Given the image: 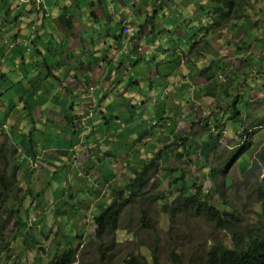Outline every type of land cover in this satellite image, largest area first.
I'll list each match as a JSON object with an SVG mask.
<instances>
[{"label": "rangeland", "instance_id": "rangeland-1", "mask_svg": "<svg viewBox=\"0 0 264 264\" xmlns=\"http://www.w3.org/2000/svg\"><path fill=\"white\" fill-rule=\"evenodd\" d=\"M45 1L49 6L55 2V0ZM240 1L241 0L235 1L231 10L228 5L220 3L223 13H226V20L224 22L222 19L219 20V17H222L223 15L222 12H216L214 8H209L210 4L217 6V0H163L161 4L162 7H158V12L160 8L162 10L166 7L174 13L177 12L181 15V17H175L171 21L166 22L165 25H181L186 31L190 29L189 26L194 28V30H190L191 32L188 33L189 35L187 38L189 39L194 36L198 39L196 41V46L193 47L191 52V59L196 61L197 66L199 62V68L208 65L210 62L213 64V71L215 70L216 72L217 70L218 72L222 64H225V70L219 71L218 76L220 82H218L217 79L209 80L212 71L209 74V78H205L202 71L198 72L193 68L194 71L189 72L191 75L190 79L189 75L186 77L187 80L189 79L191 81V87L195 88V91H199L200 89V91L209 92L210 96L214 98H208L209 104L207 106L196 105L194 107V112L191 113L190 110L192 108L188 107V104H186V97L191 96L192 89L187 93V83L185 82L181 97V101L185 102L179 107L177 120L169 124L175 132L179 127L180 121L183 122V124H181L183 130L195 119L196 121L201 120L202 124L209 127L207 130L211 131L213 136L211 138L207 137V141L209 142L207 149L209 150L211 142L214 143L211 152L208 157L207 153L204 152L197 155V158L204 162L203 168H208V170L203 172L201 170L202 167L198 169L201 161H197L195 153L193 156L194 159L182 160V158L177 157V154L179 153L178 150L175 149L173 152L170 151L169 155L166 152L167 150H164L161 152V156L163 157L160 156L161 158L159 157L157 159V171L149 182L148 195H150V193L154 194L157 191H164L172 194L171 198L176 196L178 187L181 186L182 182L180 179L176 180L173 175H180V170L170 173L169 168L175 167L176 165L181 167L183 165L187 176H189L186 183L195 180V184L202 185L203 191L212 192V194L215 195L214 201L221 210H233V208L239 210L241 219L239 220L240 223H238V226L240 230H243L247 223L252 225L253 223H256L257 217H262V215H264V200L260 199V194H262V192L264 193V117L260 118L264 114V74L257 72L258 65L256 64V61L261 59V52L264 49V13L261 12L264 8V0H248L247 6L249 7H246L247 10L245 11V14L248 15L250 20H257L258 26H252L247 30L248 36L244 37L242 40L243 42L238 39L243 36V32L239 29L242 20L237 21L236 24L231 27L230 21H235L236 17L234 18L232 13H229L233 12L235 16L241 14ZM17 2L16 0H12V3H10V9H12V11H14L13 13L18 17H21V21L19 20V22L26 28V25L28 26V21L31 20L32 15L35 14L32 10V5L36 9V2L31 3L30 0H17ZM154 2L155 4H158L160 1L156 0ZM79 3L81 4V1H79ZM236 3L237 5L235 6ZM201 4H204L205 6V13L204 11H201ZM39 7L41 8L39 11L37 10V12L44 13V10L42 9L43 5L41 3ZM51 13H55L54 8L51 9ZM163 13L162 17L164 18ZM152 14H155L154 9L151 10L150 15ZM155 16L158 15L155 14ZM49 17H51L50 14ZM166 17L170 20L168 15H166ZM141 18L145 19L143 16ZM40 19L41 17H39L38 21ZM215 20H219L218 26L216 27H220L222 24H224V27H222L223 30H221L222 34H220V37L213 40L211 33L207 32L205 34V32L207 31V27L210 28V24ZM38 21H36V23H38ZM173 22L175 24H173ZM199 23L203 25V29H201L202 26L199 27ZM4 24L8 25L9 23L5 22ZM97 24L99 32L103 35L104 24L102 20H99ZM248 24H250L249 21L245 22V26ZM7 27L8 26H5V28H3L5 30L0 29V31H2L3 34L8 35L9 30ZM217 35L218 34H216V36ZM224 40H229V42L226 44L224 43ZM238 40L240 41L239 43ZM206 41L212 46H201V44H204ZM239 44L241 49L236 48ZM191 46H193V44L190 46L184 44L182 47L176 48V55L179 56L181 50L184 54H187ZM219 46L221 47V51ZM69 49L76 53L74 45H71ZM201 53H204L205 55H197V57H194L196 54ZM210 57L215 60L214 63H212ZM183 61L184 59L181 61V58H178L176 63L168 68L170 71H173L174 68H176L178 71L177 76L179 78L181 77V64L184 68L188 65L187 61L185 64L182 63ZM155 63V61L151 62L152 65H155ZM35 65L37 66L38 64ZM188 69L190 70V65ZM13 70H15V68H12V65H9V68H7L4 73L9 74V72ZM19 71H21V69H19ZM40 71L44 72V70ZM40 71H38V74L42 75ZM13 76L14 75L11 74L7 75L8 80L4 81L0 79V129L3 130V132H0V142H4L6 148L10 147L12 140L16 139V142L19 141V139H17L19 137L18 135L13 138L15 132H25L24 125H20V120L16 116H13L9 122V125L14 123V128L10 127L8 123H6V118L9 112H4L3 110L9 109L18 104V98L13 94L14 90H17L15 87L24 85L25 87L29 86V88H31L32 86L36 85L37 87L41 84L37 81L33 82L34 80H29L26 76ZM205 79L206 82L203 83ZM40 80L42 81L41 77ZM64 81L70 82L67 77L64 78ZM142 81L151 85L150 81L146 78ZM195 81L197 84H195ZM27 83L28 85L26 86ZM244 84L245 86L243 87ZM236 85H239L237 86V89L235 88ZM42 87H50V85L46 83V79L42 81ZM5 89H9L8 93L4 92ZM17 91H20V89ZM168 91H170L169 98H172L174 96H180L182 90L180 91L178 89L170 88ZM53 92V88L49 89V95L46 93H44V96L38 95L37 100L41 105H47L51 101V97H54L52 94ZM61 93L68 99V95L62 89ZM148 93L149 91L141 88L136 97L142 98L143 95H148ZM80 94L82 93L77 92L72 99L79 97ZM116 94L117 93H115V98L118 102L120 99ZM235 95L239 96L237 108L240 113H243L242 123H240V119L236 125V120L233 119V122H231L229 126H223L220 129H217L220 130V135H215L218 131L216 128H213V123L223 114L221 106L223 107L228 99L231 102V98L235 97ZM99 97H103V95L99 94ZM54 98L57 99L56 96ZM149 98H147V100L150 103L156 101L155 97ZM169 98L165 95L166 103L168 102V109L172 110L175 108V102L170 101ZM193 98H196L195 94ZM58 99H60V101L57 102L61 105V100L63 99ZM31 100L32 96L26 98L25 106ZM80 102L82 103V108H86V103L83 102V100ZM95 103L99 104L97 101ZM102 103H111L112 105L110 98H102ZM67 105H69V103ZM119 107L120 106H116L112 109L113 112L110 111V113L119 114ZM150 107L152 108V106ZM35 108L36 105L32 104L29 109L32 111L31 114L40 109L39 107H37V109ZM29 110L28 113L30 112ZM73 110L76 114L78 113L75 109ZM43 113H45V111H43ZM99 115L100 113L96 110L94 119ZM104 115L108 116L109 112L104 110ZM123 117V115H120V118ZM257 123L261 126L250 128L252 124ZM3 124L7 125L6 129L3 127ZM202 124L199 126L197 132L200 131ZM142 128L148 129V131H155L156 128L157 130L163 131L162 128H158L155 125H149L146 121L142 125ZM142 128H139L137 124L132 123V126H129L125 130L126 136L123 137H119L118 130H113L112 127H106L103 125L99 129V133L108 139V135L113 133L111 148L108 146V141L101 142L103 145L99 157L101 162H98L103 164V173H109L106 177V181H104L103 175H100L97 178L92 174H90V177L78 179L76 176L78 170L75 169V166H71L69 163H66V166L59 169L56 174L50 173L48 177L40 167H37L35 171L30 169L28 174L23 170V173L31 178V183L35 185V188H33L34 193L32 195L30 194L25 197L23 201V210L18 207L17 212L14 213L15 217L20 218L17 224L12 218L13 215H8L9 210L6 208L5 201L2 199V193L0 192V201L3 200V202H0V225L3 227L5 226V230L11 231L12 234L11 238H7V240H9L8 247H15L18 239H21L23 242L26 240L30 243L31 245H27L26 247L31 248L33 245L32 239L35 238L37 243L33 250L43 257L42 261L37 262L34 252L23 250L20 254L26 259L24 264H46L48 258L52 255L50 253L53 248L51 247V244H55L59 241L61 246V244L65 242L64 239L67 237L65 243H68V247H76L77 249V258L74 264H88L90 260L91 264H99L97 260L100 254L96 249L91 254H88L89 250L95 245H89L88 242L91 240L89 237L92 233V228L88 223L87 216L90 212H102L110 202L112 203V195H114V192L112 193V191L121 190V197L124 198L127 196L128 193L124 188L125 184L131 179L135 172L133 167L137 166V168H140L139 162L135 163L136 156H141L146 150L149 151V147L146 148L142 145L137 148L131 141L135 138L139 139L138 136H133L134 133L145 134V130ZM165 128L166 130L170 129L167 124ZM247 129H249V133L244 135L243 133H245ZM157 133L158 131L155 132V135H157ZM188 134L189 146L187 149H185L186 146H184V149L186 153H193L196 149V144L200 146L201 142L198 138L192 137L191 133ZM169 136V134L165 135L164 132L161 134L163 141L168 140L170 138ZM172 140L171 137L169 143L172 142ZM217 140L219 141L218 143H216ZM191 141L195 143V149ZM24 149H29L28 141L24 146ZM118 149L120 151L123 150L125 155H122L121 160L114 161L113 157L110 159L112 154L113 156L116 155ZM110 150L113 152L105 155V153ZM54 151H56L55 148ZM99 159L97 157V160ZM115 159L117 158L115 157ZM18 160H22V158L20 157ZM188 160H190V163H192L191 160H193V163L189 165ZM15 161L16 159L11 161L9 157L0 159V175H3L4 179H7L11 173V166ZM24 167H26V165H24ZM211 167L215 170L211 169ZM20 174L22 175V170L20 171ZM112 174L114 175L110 177ZM20 179L21 176H19V180ZM25 181L28 180L25 179L23 181L25 184H22L23 187L26 186ZM212 184L214 188L208 190ZM11 193L12 191L7 195L12 196L13 194ZM59 199L62 200V203L58 205L57 202ZM146 201L148 202L147 209H149V215L153 219L154 227L153 229H150L151 231L141 233L140 238L143 239L142 241H146L148 245L156 240L165 244L167 240L170 241L171 238H175L176 241L181 244L180 251L182 259L185 262H189L188 259L192 256H198L203 247H205L204 250H206L209 248L210 244L221 243L230 245L232 243L233 239L231 231H226L217 227L212 221L202 215L190 212H176L172 218L170 216V209L169 212L163 211L160 200L153 201V199L146 198ZM134 208L135 207L132 208L131 205H127L124 208L121 218V226L123 229H118L114 233H109L107 235V238L110 239L109 243L111 246L108 251L104 252L105 258L101 260L102 264H120L121 258L131 250L133 252L143 253L149 257L148 248L141 244L140 239L136 238L133 233V231L137 230L139 227L138 208L136 210ZM63 209L66 212L63 213ZM26 212H28L29 215L26 214ZM30 217H34L35 219L33 220L39 221L31 222V219H27ZM22 219L26 220L21 223ZM84 222L88 223L87 228L86 225L83 224ZM125 226L127 227L126 229ZM57 227H59V229H57ZM84 228H86V230L83 231L82 239L78 238L76 241L73 240L71 235H75L78 231L82 233ZM37 238H39L40 241H38ZM80 240L81 245H78L77 242ZM64 245L66 246V244ZM165 245H167V243ZM165 249L166 250L164 251L161 250V254L159 255L162 264H168L170 262V248ZM1 255L4 254L0 253V257ZM199 259H195V261H197L196 264H199Z\"/></svg>", "mask_w": 264, "mask_h": 264}, {"label": "crops", "instance_id": "crops-1", "mask_svg": "<svg viewBox=\"0 0 264 264\" xmlns=\"http://www.w3.org/2000/svg\"><path fill=\"white\" fill-rule=\"evenodd\" d=\"M78 1H81L78 8L70 7L66 11V15H70L71 19H61V21L56 18L63 12L62 5L68 4L70 0H55L54 4L50 6L45 1L52 17H49L46 12V18L41 17V13L33 7L35 14L32 15L31 20L38 21L39 17L41 19L36 25L33 39L27 45L25 40L31 30L30 27L25 28L19 21L9 26L13 29L9 40L16 43L14 47L3 43L2 36H0V74L4 73L9 65H12L15 70L10 71L9 74L14 75L13 77L26 76L29 80H34L33 82L41 83L36 87L41 90L35 96L38 105H41L37 100L38 95L44 96V93L49 95V89H54L52 94L57 99L51 97L49 104H42L44 108L43 110L39 109L41 113L45 111V113L52 112L57 115L59 114L57 106L63 107L68 103H70L71 109L76 111L84 110L86 112L91 107L100 110V115L97 118L94 119L95 114H93L91 119L87 118L84 121L89 126L95 125L89 132L91 142L98 137L95 132L100 127L97 124L101 122L104 110L109 112L106 117L111 118L108 121V126L117 129L119 137L126 136L125 130L131 126V121L142 128L145 121L150 125V122H154L158 118L157 125L167 124L170 126L169 124L176 119L174 114L179 112L180 104L185 102L181 101L185 82L187 83V93L192 89L191 96L186 97V99H191L188 104L194 105V107L209 104V92L200 91V89L195 91V88L191 87L189 72L194 71L192 64H190L192 67L190 70L188 69L189 64L186 68L181 64L180 78L177 76L176 68L173 71L168 69L177 61L175 59L176 52L173 53L169 48L175 45L182 47L186 44L189 41L188 33L192 30L190 26V29L188 28L189 30L186 31L181 25H165L173 18L181 17L179 13H174L166 7L162 10L160 8L158 12L159 5L157 4L156 14L158 16H155V19L149 24L143 25L136 37L133 38L131 33L143 21L142 16L146 18L150 15L156 0ZM52 8L55 9L53 14L51 13ZM166 15L170 17V20ZM99 20H102L104 24L103 35L99 32L97 24ZM128 21L133 22L127 24ZM123 23L132 28L130 35L122 33ZM173 24L175 23L173 22ZM71 45L75 46L76 53L69 49ZM152 61L156 62L155 65L151 64ZM182 63L184 64V62ZM40 70H44V72ZM38 71L45 75L42 81L46 79V83L50 85L49 88L42 87V81L37 76ZM216 72L214 70L211 74H216ZM9 74L5 73L4 75ZM187 75H189L188 80L186 79ZM65 77L70 82L64 81ZM145 78L150 81L151 85L142 81ZM196 81L195 84H197ZM90 86H93V91L89 90ZM24 87V85H19L15 89L23 90ZM141 88L149 93L143 95L142 98H137L136 95ZM170 88L182 90L180 96L172 98H169L170 91L165 94L170 101L175 102V108L172 110L168 109V102L166 103L165 97L161 96L164 90ZM61 89L68 95L69 101L62 95ZM77 92L82 94L72 99ZM115 93L120 99L118 102ZM99 94H102L103 97H99ZM194 94L196 95L195 99L193 98ZM149 97H155L156 101L148 102L147 98ZM58 98L63 99L61 105L57 102L60 101ZM102 98H110L112 105L111 103L103 104ZM81 100L86 103V108H82ZM139 100L141 103L136 109L133 103ZM96 101L99 104H96ZM116 106H120V113L111 114L110 111ZM133 113H137L138 116L133 118ZM120 115L124 117L120 118ZM45 121L48 122L50 119L45 117ZM162 125L157 127H165ZM109 135H113V133ZM133 135L135 136V133ZM156 136L154 134L152 139L154 140ZM210 136L207 129L197 136L201 142L198 152L206 153L208 151L207 137L210 138Z\"/></svg>", "mask_w": 264, "mask_h": 264}, {"label": "trees", "instance_id": "trees-1", "mask_svg": "<svg viewBox=\"0 0 264 264\" xmlns=\"http://www.w3.org/2000/svg\"><path fill=\"white\" fill-rule=\"evenodd\" d=\"M158 3L159 6H161L163 0H159ZM237 0H217L218 5L214 6L213 4H210L209 8H214L216 12H222V17H219V20L222 19L223 22L226 20V13L222 11V7L220 6V3L226 4L229 6L230 10L234 6V3ZM10 3H12V0H0V26L7 22L13 21L17 18V15L13 14L12 9H10ZM248 4V0H241L240 1V10L241 14L235 16L233 12V17H236L235 21L231 22V27L236 24L237 21H241V24L239 25V29L243 32V36L237 38L242 41L245 36H248L247 30L252 26H258L257 20H250L248 18V15L245 14V11L247 10L246 7ZM237 3L235 4V6ZM154 13H157L156 6L154 5ZM200 8V7H199ZM201 11L205 10L204 4H201ZM210 11V10H209ZM208 11V12H209ZM207 12V13H208ZM264 13V8L262 11ZM260 12V13H261ZM205 13V11H204ZM155 14L147 16L145 19H143L142 22L139 23L136 30L132 33V37H136V34L140 31L143 25L149 24L150 22L155 19ZM12 16V19H11ZM219 20H215L213 25L210 24V28L207 27V32L211 33V37L213 36V40L220 37L222 27H224V24H222L220 27H216L218 25ZM5 21V22H3ZM250 24L245 26V22H248ZM133 21H128L127 24H131ZM256 24V25H255ZM202 26L201 29H203V25L199 23V27ZM245 26V27H244ZM209 28V30H208ZM187 33V32H186ZM204 34V36H205ZM216 34H218L216 36ZM216 36V37H215ZM197 37H190L189 41L186 43L188 46L192 45L189 48L188 55H191V52L193 50V47L196 46V41L194 40ZM238 40V43L240 42ZM173 41V40H172ZM208 41L205 42L204 46H212ZM229 40H224V43H228ZM243 42V41H242ZM174 47L179 46H173L171 47V50L174 51ZM216 47V46H214ZM220 47V46H219ZM236 48L241 49L240 44L236 46ZM243 49V48H242ZM182 51V50H181ZM221 51V47H220ZM183 52V51H182ZM204 56L205 54H196L195 57ZM212 59V63L215 62V60ZM190 61V62H189ZM189 62V65L192 64L194 67V70H197L198 72L202 71V74L204 77L209 78V74H205L207 71H213V64L209 62L208 65L203 67H198L195 60L189 59L187 60ZM256 64L258 65V71L259 73L264 74V49L261 52V59H258L256 61ZM192 68V67H190ZM225 70V64H222L216 72V74H211V77L209 80H214L219 78V71ZM217 71V70H216ZM206 81V79L204 80ZM218 82H220V79H218ZM236 85L235 88L237 89ZM245 84L243 85V87ZM41 90L37 89L36 86L34 87V94L32 95V100L26 105L25 111L28 113V110L31 108V105H36V108L38 107L36 103V95L39 94ZM238 95H235V97H232V101L230 102L229 99L226 100V103L221 106L224 114L220 118L216 119V122L213 123V128H221L223 126H229V121L233 122V119L236 120V125L238 121L241 119L240 123H242V113L237 108L238 103ZM191 99H186V104L189 103ZM184 103V102H183ZM181 103L180 106L183 104ZM188 107H191L190 110L191 113L194 112V105L188 104ZM30 111V110H29ZM31 112L29 114L31 115ZM100 113V112H99ZM69 112H65V125L62 127L63 133L61 132H54L51 129L45 128L37 122L32 119L28 122V128L27 132H20L17 135L20 137L18 138V143H14L9 148H3L2 153L0 157H9L11 156L12 159H16L15 164L12 167V171L7 177V179H4L3 175H0V192L2 193V199L5 201V206L8 208V215H13V220L16 222H19V219L14 216V213L17 212V208H21L23 210V201L26 196L32 195L34 193L33 188H35V185L31 183V178L27 177L26 175H18L16 174L17 171L25 170L28 174L29 170L35 171L34 168L30 167H24L26 165L25 160H18L21 156L18 153V148H24L27 141L29 142V149H25L29 155L35 156L38 155L39 157V163L37 164L41 170L43 169V172L45 174L53 173V168L55 170H59L58 164L61 162H65L64 159L66 157L70 158L71 155L73 156V152L71 151L73 145H74V137H75V131H82V127L84 123L82 121H76V118L68 119L66 115H68ZM114 117V115H113ZM264 114L262 115L263 118ZM109 120L111 118L107 117ZM259 118V119H260ZM226 120V122H225ZM183 122L180 121L179 127L177 128V131L175 132L174 129H172L171 126L170 129L166 130V124H160L162 130H158V134L155 137V139H152V136L155 134L156 131L149 132V135H146L144 137L139 138L135 141V147L139 148L142 145H145L144 147L148 148L149 151H145L141 154V156H136L135 163L139 162L141 164L140 168H137V166H134L135 172L133 173V176L131 179L125 184V189L127 190L128 194L124 198L121 197V190L120 191H112L114 192V195H112V203L106 208L100 212L99 214L95 215V228L92 232V235H90L89 238V245L94 244L93 248L89 250L88 254H91L95 249L100 254L97 262L99 264H102V259L105 258L104 252L108 251L111 244L110 239L107 238L105 233L108 231L109 233H114L116 230L120 229L122 230L123 227L121 226V218L124 211V208L127 205H131L132 208L136 210L138 208L139 212V227L137 230L133 231L134 236L136 238L140 239V243L145 245L148 248L149 251V257L144 255L140 252H133L128 251L125 256L121 258L120 264H162L160 262L159 255L161 254V250H166L165 248H170L169 252V259L170 262L168 264H196L197 261L195 259H199V264H264V215L262 217H257L256 223H253L252 225H249L247 223L246 227L243 228V230H240L238 223L241 219L239 210H236L233 208V210H221L218 205L215 203L214 198L215 195L212 194L210 191H203L202 185L195 184V180L191 182L186 181L189 179L185 172L184 166L182 165L180 168V175H174L176 180H181V186L178 187V192L176 196L171 198L172 194H169V192H155L150 193L148 195L149 190V180L152 177L153 170L156 171V162L157 159L161 156V152L163 150L172 151L175 148H179L180 146H186L188 141V126L183 130L182 125ZM206 126L202 127L205 128ZM205 129H209L207 126ZM156 130V129H155ZM169 134L170 138L172 137V142L169 143V140L163 141L161 138L162 133ZM104 141H108V146L111 148L112 144L110 139L107 137L104 138ZM218 141V140H217ZM39 146V152L36 151L34 146ZM59 147L56 151L53 150L55 146ZM180 145V146H179ZM100 147V146H99ZM101 147L103 148V145L101 144ZM133 149V148H132ZM187 149V147H185ZM179 152L177 154L178 158H183L186 151ZM133 151V150H131ZM166 151V152H167ZM87 152V151H85ZM113 152V151H111ZM110 152V153H111ZM42 153V154H41ZM120 150L118 149V152L116 155L113 156V154L110 156V159L113 157L114 161L121 158ZM170 153V152H169ZM168 153V155H169ZM56 155V156H55ZM106 155V153H105ZM93 156L98 157L99 153L97 152V148L95 149ZM115 157L117 159H115ZM163 157V156H161ZM160 157V158H161ZM99 158V157H98ZM23 159V158H22ZM104 159V156H103ZM138 160V161H136ZM189 162V161H188ZM103 165V164H102ZM189 165L191 163L189 162ZM24 167V168H23ZM81 170L84 171L85 167L82 166ZM177 167H171L169 169L170 173L177 172ZM19 176H21V179L19 180ZM35 177V176H33ZM23 179V180H22ZM26 186L23 187L22 184L24 180ZM25 185V184H24ZM213 184L208 190L213 189ZM13 194L12 196H8L7 194L10 193ZM33 198V197H31ZM146 198L155 200H160L162 204L163 211H168L170 209V216L173 218L174 214L176 212H190L194 214H199L204 217H206L208 220L212 221L214 225L217 227H220L223 230L231 231L232 232V243L230 245L216 243V244H210L209 248L204 250L205 247L202 248L201 253L198 256H192L189 258V262H185L182 259L181 254V244L176 241L175 238H171L170 241L167 240L165 245L164 243H161V241H154L152 244L148 245L146 241H142L143 239L140 238L141 233H146L147 231H151L150 229H153V219L149 215V209H147L148 202L146 201ZM260 199L264 200V193L260 194ZM1 200L0 202H3ZM138 203V205H137ZM133 209V210H134ZM9 215V216H10ZM125 224V223H124ZM237 227V228H236ZM5 226L0 225V253H3L4 255H1L0 257V264H24L26 262L25 257L21 256V252L23 250L32 251L36 255L37 262H40L43 260V257H41L38 253H36L33 249L35 244L37 243L36 239H32L33 245L31 248H27V245H31L26 240L23 242L21 239H18L17 245L13 248H10L9 240L7 238H11L12 234L11 231H6ZM127 227L125 226V229ZM236 228V229H235ZM5 230V231H4ZM6 233V234H4ZM4 234V235H3ZM107 234V235H108ZM76 238V237H73ZM81 238V237H78ZM38 241L39 238H37ZM67 238L64 239V241ZM74 240V239H73ZM78 245H81V242H77ZM52 251L50 253L52 256L48 258V261L46 264H74L76 262L77 258V251L74 248H69L67 246H60L59 241H57L55 244H51ZM208 247V246H207ZM151 258V259H149ZM88 264H91V260Z\"/></svg>", "mask_w": 264, "mask_h": 264}, {"label": "clouds", "instance_id": "clouds-1", "mask_svg": "<svg viewBox=\"0 0 264 264\" xmlns=\"http://www.w3.org/2000/svg\"><path fill=\"white\" fill-rule=\"evenodd\" d=\"M20 1V0H19ZM31 1V3H34V2H36V10H40V8L41 7H39V5H40V3L43 5V7H42V9L44 10V13H41V17H43V18H46L45 16H47V14L49 15L50 14V11L48 10V6L45 4V1L44 0H30ZM16 2H17V0H16ZM18 3V2H17ZM21 3V2H20ZM45 5V6H44ZM80 6V3H79V1L78 0H70V2L68 3V4H63L62 5V9H63V12L56 18L57 20L58 19H60V21H61V19H71V16L70 15H66V11L70 8V7H79ZM32 8H33V5H32ZM33 10V9H32ZM14 12V11H13ZM47 14H46V13ZM14 14V13H13ZM16 15V14H15ZM51 15V14H50ZM52 17V16H51ZM21 21V17H18L17 16V18L15 19V20H13V22L12 21H10L9 20V24L8 25H5L4 23L0 26V29H3V28H5V26H8L7 27V29L9 30V34L7 35V34H3L2 33V31H0V36H2V42L3 43H5V44H7L9 47H14L15 45H16V43L14 42V41H10L9 40V36L13 33V30L11 29V28H9V26H10V24H14V23H16V21ZM124 25H123V27H122V33L123 34H125V35H130V33H131V31H132V28L129 26V25H125V23H123ZM36 25H37V23H36V21H32V20H29L28 21V26L26 25V27H30V30H31V32H30V34L27 36V38H26V40H25V44L27 45L28 43H30L31 42V40L33 39V37H34V35H35V29H36ZM216 26H218V25H216ZM126 28H129L130 29V32L129 33H126L125 32V29ZM3 30H5V29H3ZM192 30H194V28H192ZM191 30V31H192ZM208 30H209V28H208ZM190 31V32H191ZM132 34V33H131ZM13 39V38H12ZM210 39H211V37H210ZM194 40H198L197 38L196 39H194ZM205 44V43H204ZM204 44H201V46L202 45H204ZM200 46V45H199ZM176 48L177 47H174V51H172L171 50V48H169L173 53H175L176 52ZM186 56H188V57H186ZM190 56V57H189ZM195 57V56H194ZM178 58H183L184 59V64L186 63V61L187 60H189V59H191V55H188V54H184L182 51H181V55H179V56H176L175 57V59H178ZM188 64H189V62H188ZM191 69V68H190ZM193 72V71H192ZM207 73H210V71H207V72H205V74H207ZM5 73H2V74H0V79H2V81H4V80H8L7 79V75H4ZM38 77H39V79H40V77L43 79V77H45V75L44 74H42V75H39L38 74ZM219 79V78H218ZM218 79H217V81H218ZM34 87L35 86H32L31 88H27V87H24V89L23 90H20V91H17V90H14V92H13V94L18 98V104L17 105H15V106H12V107H10L9 109H3L4 110V112H9L8 113V115H7V118H6V123H8V125H9V122L11 121V118L13 117V116H16L19 120H20V125H24V128H25V132H27V128H28V122L30 121V120H32V119H34L36 122H37V124H39V125H41V126H43V127H45V128H48V129H51V130H53L54 132H61V133H63L64 131L62 130V127L65 125V112H69V114L68 115H66V117H68V119H71V118H76V121H82L83 123H84V121L87 119V118H89V119H91L92 118V116H93V114H95V111L97 110V109H95V108H93V107H91V108H88L87 109V111L85 112L84 110H81V111H76V112H78L77 114L75 113V111L73 110V109H71L72 107H70L69 105H67V104H65L63 107H61V106H57V108H59V111H57V112H59V114H57V115H54L52 112H49V113H41V111H36L35 113H33V114H29V113H27L26 111H25V99L26 98H28V97H31L33 94H34ZM89 90L90 91H93V86H90L89 87ZM8 91H9V89H5L4 90V92L5 93H8ZM168 93V90L166 89V90H164V92L161 94V96H163V97H165V94H167ZM210 97H212V96H210ZM212 98H214V97H212ZM144 101H145V99H144ZM140 103H141V101L139 100V101H136V102H134L133 104H134V106L136 107V109L139 107V105H140ZM179 103V102H178ZM178 103H177V105H178ZM36 104V103H35ZM70 104V103H69ZM38 105V104H37ZM23 106V107H22ZM38 107L41 109V110H43V108H44V106L43 105H38ZM97 112H100V110H97ZM223 114H224V112H223ZM133 115V118L134 117H136V116H138V114L137 113H133L132 114ZM177 113H175L174 114V116H176V119H175V121L177 120ZM242 115H243V113H242ZM154 116V115H153ZM158 116V115H157ZM156 116V117H157ZM45 117H48L49 119H50V121H45ZM8 121V122H7ZM108 121H109V119L105 116V115H103L102 117H101V122H99L97 125H99L100 127H99V129L103 126V125H105L106 127H109L108 126ZM132 123H134L133 121H131L130 122V124H131V126H132ZM230 123L231 122H229V125H230ZM157 124H158V118L154 121V122H150V125H155L156 127H157ZM202 124V122H201V120L200 121H196V119L195 120H193V121H191V123L188 125V133H191V136L192 137H195V138H198L197 136L206 128H202V127H204L205 125L204 124H202V126H201V129H200V131L199 132H197L198 131V129H199V126ZM10 127H13L14 126V123H11L10 125H9ZM95 125H91V126H89V125H87V124H85L84 123V125L83 126H81L82 127V131H78V130H76L75 131V137H74V145H73V147H72V149H71V151L73 152V156L71 155V157L70 158H68V157H66L65 159H64V161L65 162H61L60 164H58V168H62V167H65L66 165V163H69V164H71V166H75V169H77L78 171L76 172V176L78 177V179H81V178H87V177H90V174H92V175H95L97 178L100 176V175H103V177H104V181H106V177L109 175V173L107 174V172H105V173H103V171H102V168H104L103 167V165H102V163H98V162H101V160L99 159V160H97V157L96 156H93V153H94V151H95V149L97 148V152L99 153V156L98 157H100V155H101V153H100V151H101V149H102V147H101V142L102 141H104V138L105 137H103L100 133H99V129H98V131H96L95 132V134L98 136L96 139H95V141H91L90 142V139H89V132H90V130L94 127ZM260 127L261 125L259 124V123H257V124H252V126H250V128H254V127ZM3 127H5V129L7 128V125L6 124H3ZM233 127V126H232ZM14 128V127H13ZM158 128H161V127H158ZM214 128H216V130L217 129H220V128H217V127H214ZM249 128V129H250ZM249 129H247L246 131H245V133H243L244 135H246L247 133H249L248 132V130ZM113 130H117V129H113ZM156 130H157V128H156ZM3 132V130L2 129H0V132ZM136 131H137V129H136ZM218 132L215 134V135H220V130H217ZM23 132V131H22ZM149 132L151 133L152 131H148V129H145V134L143 135V134H135V137L136 136H138L139 138H141V137H144V136H146V135H149ZM243 132H244V129H243ZM187 133V135H189ZM209 133H210V138L213 136L212 134H211V131H209ZM18 133L17 132H15L14 133V135H13V138H15L16 137V135H17ZM19 136V135H18ZM109 136V139H110V141H112L113 140V136L112 135H108ZM134 136V135H133ZM20 137V136H19ZM18 137V138H19ZM17 138V139H18ZM136 140H138L137 138H135V139H132L131 141L133 142V144H134V146H135V141ZM188 141H189V138H188ZM128 142V141H127ZM192 142V144H193V146H194V149H195V143H193V141H191ZM219 141H217L216 143H218ZM14 143H18V142H16V139H14V140H12V142H11V145H13ZM213 144L214 143H212L211 142V145L209 146V150L206 152L207 153V157H208V155H209V153L211 152V148L213 147ZM10 145V146H11ZM4 142L3 143H1L0 142V155L1 154H3L2 153V150H3V148H4ZM100 146V147H99ZM145 146V145H144ZM180 146V145H179ZM189 146V143L187 142V145H186V147H188ZM201 146V145H200ZM198 145L196 144V149H195V151L193 152V153H185L184 154V156H183V158H182V160H184V159H194L193 158V156H194V153H195V155H196V159H197V161H201V159H199V158H197V155L198 154H201L200 152H198L199 151V149H198ZM6 148V147H5ZM34 148L36 149V151H38L39 152V146L38 145H36V146H34ZM54 148H56V146L54 147ZM54 148H53V150H54ZM7 149V148H6ZM57 149H59V147H58V145H57V148L55 149V150H57ZM119 149H122V148H119ZM176 150H178L179 152H183L184 151V146L183 147H179V148H175ZM175 149H173L171 152H173ZM85 151H87V152H85ZM112 150H110L109 152H107L106 154H108V153H110ZM121 152V158H122V155H125L124 154V151L122 150V151H120ZM170 152V151H169ZM168 151H167V153H169ZM18 153H19V155L21 156V158H23L22 160H25L26 161V167H30V168H34V169H36L37 167H39L37 164L39 163V157H38V155H35V156H31V155H29L28 154V152L24 149V148H18ZM40 153V152H39ZM42 154V153H41ZM170 154V153H169ZM178 157V156H177ZM207 157H206V160H207ZM1 158H3V157H0V159ZM9 158L11 159V161H14V159H12V157L11 156H9ZM121 158H119L120 160H121ZM119 159H117V160H119ZM128 161V160H127ZM189 162H190V160H188ZM191 162L193 163V160H191ZM191 163V164H192ZM15 163L13 162V164H12V166H11V169H12V167H13V165H14ZM140 166H141V164H139ZM82 166H84L85 167V170L84 171H82L81 170V167ZM175 167H177V169L178 170H180V168L181 167H179L178 165H176ZM202 167V168H201ZM204 167V162H202L201 161V164H200V166L198 167V169H200L201 168V170L204 172V171H206V170H208V168H203ZM99 168V169H98ZM169 169H171V168H169ZM211 169H214L213 167H211ZM215 170V169H214ZM12 171V170H11ZM10 171V172H11ZM21 171V170H20ZM20 171H17L16 172V174H18V175H21L20 174ZM58 170H55L54 168H53V173L52 174H56V172H57ZM157 171V170H156ZM156 171H154L153 170V173H152V177H153V175H155L156 174ZM211 173V172H210ZM187 174V173H186ZM212 174H213V172H212ZM212 174H211V176H212ZM22 175H26L27 176V174H24L23 173V171H22ZM47 175V177L49 176V174H46ZM114 174H112L110 177H112ZM173 175V174H172ZM133 176V175H132ZM174 176V175H173ZM152 177L150 178V180L152 179ZM96 179V178H95ZM150 180H149V182H150ZM158 184V183H157ZM158 185H160V184H158ZM149 186V185H148ZM127 191V190H126ZM157 192H164V191H157ZM128 193V192H127ZM165 193V192H164ZM60 198V197H59ZM54 200V199H53ZM34 202V201H33ZM33 202H32V204H33ZM54 202V201H53ZM62 203V200L61 199H59V201L57 202V204L59 205V204H61ZM31 204V205H32ZM31 205H30V207H31ZM37 206V205H36ZM43 207V206H42ZM63 213L64 212H66L64 209H63V211H62ZM26 214H28L29 215V213L28 212H26ZM97 214H99V213H92V212H90V214L87 216V219H88V223L90 224V226H91V228H92V232H93V230H94V228H95V226H96V224H95V215H97ZM18 219H20V218H18ZM28 220H30L31 219V222H33V221H35V220H33V219H35L34 217H30V218H27ZM42 219V218H41ZM24 220H26V219H22L21 220V223H22V221H24ZM37 221H39V220H37ZM37 221H35V222H37ZM88 223H86V222H84L83 224L84 225H86V228L88 227ZM86 228H84L83 230H82V233H80L79 231L78 232H76V234L75 235H71V237H72V239H74L75 241L78 239V237H81V238H79V239H82V236H83V231L84 230H86ZM57 229H59V227H57ZM51 231H53V230H51ZM57 231V230H56ZM54 232V231H53ZM55 233V232H54ZM107 234H108V231L105 233V235L107 236ZM91 235H92V233H91ZM73 237H76V238H73ZM68 238V237H67ZM67 240V239H66ZM66 240H65V242H66ZM62 243L61 244V247L62 246H65L64 244H66V246L68 247V243ZM79 242V241H78ZM80 242H81V240H80ZM69 248H72V247H69ZM74 249H76V247H73ZM76 251H77V249H76ZM52 256V255H51ZM50 256V257H51Z\"/></svg>", "mask_w": 264, "mask_h": 264}, {"label": "built area", "instance_id": "built-area-1", "mask_svg": "<svg viewBox=\"0 0 264 264\" xmlns=\"http://www.w3.org/2000/svg\"><path fill=\"white\" fill-rule=\"evenodd\" d=\"M125 32H126V33H129V32H130V29H129V28H126V29H125Z\"/></svg>", "mask_w": 264, "mask_h": 264}, {"label": "bare ground", "instance_id": "bare-ground-1", "mask_svg": "<svg viewBox=\"0 0 264 264\" xmlns=\"http://www.w3.org/2000/svg\"><path fill=\"white\" fill-rule=\"evenodd\" d=\"M164 151V150H163Z\"/></svg>", "mask_w": 264, "mask_h": 264}]
</instances>
